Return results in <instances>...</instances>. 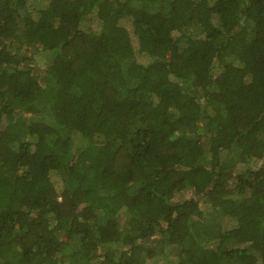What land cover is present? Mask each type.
<instances>
[{"label": "trees", "instance_id": "trees-1", "mask_svg": "<svg viewBox=\"0 0 264 264\" xmlns=\"http://www.w3.org/2000/svg\"><path fill=\"white\" fill-rule=\"evenodd\" d=\"M0 264H264V0H0Z\"/></svg>", "mask_w": 264, "mask_h": 264}, {"label": "rangeland", "instance_id": "rangeland-1", "mask_svg": "<svg viewBox=\"0 0 264 264\" xmlns=\"http://www.w3.org/2000/svg\"><path fill=\"white\" fill-rule=\"evenodd\" d=\"M36 68H35V71H43V69L45 68V67H41V66H39V65H36L35 66ZM65 94V92H60L59 93V96H61L62 95V98H63V95ZM190 196H192V194L189 192V191H186V192H183V193H179V194H177V198L178 199H183V198H187V197H190Z\"/></svg>", "mask_w": 264, "mask_h": 264}]
</instances>
